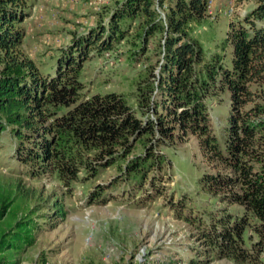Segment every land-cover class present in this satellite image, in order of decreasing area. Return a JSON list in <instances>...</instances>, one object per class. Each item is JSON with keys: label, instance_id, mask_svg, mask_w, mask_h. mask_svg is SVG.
<instances>
[{"label": "trees", "instance_id": "16d2710c", "mask_svg": "<svg viewBox=\"0 0 264 264\" xmlns=\"http://www.w3.org/2000/svg\"><path fill=\"white\" fill-rule=\"evenodd\" d=\"M34 1L0 0V135L11 137L17 157L65 185L113 166L144 198L151 189L159 191L160 177L169 169L163 148L194 135L202 155L216 165L202 174V186L243 208L240 215L228 212L214 219L212 230L222 227L213 240L218 256L259 264L264 246V0H236L252 7L229 16L217 41L214 35L205 40L194 35L212 24L210 0H173L164 9L165 0H120L106 22L76 36L46 69L20 49L25 35L20 23ZM132 24L140 41L127 59L142 61L154 34V62L136 71L130 94L85 95L81 75L90 52L122 40ZM210 100H226L228 107L219 134L212 126ZM7 204L2 200L0 219ZM57 208L56 214L65 216L63 207ZM8 212V228L0 230L2 259L33 244L37 223L30 210L20 218L16 207ZM246 228L257 238L249 245Z\"/></svg>", "mask_w": 264, "mask_h": 264}, {"label": "rangeland", "instance_id": "374dc122", "mask_svg": "<svg viewBox=\"0 0 264 264\" xmlns=\"http://www.w3.org/2000/svg\"><path fill=\"white\" fill-rule=\"evenodd\" d=\"M119 1L35 0L30 15L20 23L25 31L20 49L41 69L51 68L63 47L106 22L110 8ZM172 1L165 0L166 6ZM229 1L216 0L214 6L212 0L211 26L196 29L194 35L203 40L214 35L215 41L223 37ZM232 1L236 13L252 7L249 2ZM137 28L132 24L125 38L102 52H90L81 75L85 95L132 92L136 71L155 60L158 39L153 34L142 61L130 64L127 55L140 41ZM204 46L211 48L212 43ZM208 104L213 129L219 134L228 116L226 100ZM163 152L171 163L160 177L159 191L151 189L152 195L140 198L141 191L120 178L113 166L65 185L53 174L24 163L11 137L1 134L0 204L2 200L8 204L2 211L0 230L8 228L12 207L17 209V218L30 210L37 223L33 244L0 257V264H251L220 257L213 246L222 228L213 231L214 219L228 212L240 215L243 208L222 201L200 183L202 174L215 171L216 165L202 155L197 137L190 135L164 147ZM179 199L184 200L182 205ZM59 206L66 212L63 217L56 214ZM243 237L246 245L257 240L248 228ZM260 259L259 264H264V246Z\"/></svg>", "mask_w": 264, "mask_h": 264}, {"label": "built area", "instance_id": "2783aa9c", "mask_svg": "<svg viewBox=\"0 0 264 264\" xmlns=\"http://www.w3.org/2000/svg\"><path fill=\"white\" fill-rule=\"evenodd\" d=\"M166 7V4L164 3L162 8L164 9ZM212 0L209 1V5H208V12L212 14ZM162 8H158L159 13L161 14V16L164 18V10ZM236 6L234 5L233 1L230 0L228 2L227 8L224 10V14L231 16L234 14L235 10H236Z\"/></svg>", "mask_w": 264, "mask_h": 264}, {"label": "crops", "instance_id": "0c3cea01", "mask_svg": "<svg viewBox=\"0 0 264 264\" xmlns=\"http://www.w3.org/2000/svg\"><path fill=\"white\" fill-rule=\"evenodd\" d=\"M213 4H214V6H215V4H216V0H214V3H213ZM214 6H213V7H214Z\"/></svg>", "mask_w": 264, "mask_h": 264}]
</instances>
